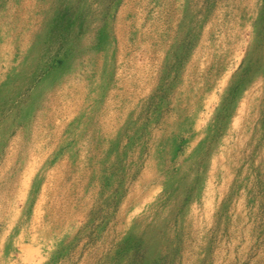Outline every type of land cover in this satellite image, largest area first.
<instances>
[{
  "label": "rangeland",
  "instance_id": "rangeland-1",
  "mask_svg": "<svg viewBox=\"0 0 264 264\" xmlns=\"http://www.w3.org/2000/svg\"><path fill=\"white\" fill-rule=\"evenodd\" d=\"M248 3L0 0V264H264Z\"/></svg>",
  "mask_w": 264,
  "mask_h": 264
},
{
  "label": "clouds",
  "instance_id": "clouds-1",
  "mask_svg": "<svg viewBox=\"0 0 264 264\" xmlns=\"http://www.w3.org/2000/svg\"><path fill=\"white\" fill-rule=\"evenodd\" d=\"M260 3H264V0H260ZM247 6H248V7H251V8H253V9L256 10V8H257L256 0H251V3H248ZM251 16H252V19L249 20V22L252 23V27H253V29H254V24H253V22H254V20L256 19V13L253 12V13L251 14ZM254 31H255V30H254Z\"/></svg>",
  "mask_w": 264,
  "mask_h": 264
},
{
  "label": "bare ground",
  "instance_id": "bare-ground-1",
  "mask_svg": "<svg viewBox=\"0 0 264 264\" xmlns=\"http://www.w3.org/2000/svg\"><path fill=\"white\" fill-rule=\"evenodd\" d=\"M33 237V235H32ZM33 239L31 238V241ZM21 245V244H20ZM23 251H24V254H25V259H28L29 257L33 256V248L29 245H23L22 248H21ZM35 252V251H34Z\"/></svg>",
  "mask_w": 264,
  "mask_h": 264
}]
</instances>
